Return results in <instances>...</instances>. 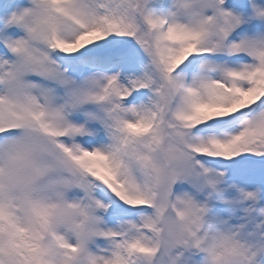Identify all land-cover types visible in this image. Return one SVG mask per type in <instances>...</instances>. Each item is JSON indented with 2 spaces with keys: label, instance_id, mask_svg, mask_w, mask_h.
Returning a JSON list of instances; mask_svg holds the SVG:
<instances>
[{
  "label": "snow or ice",
  "instance_id": "obj_1",
  "mask_svg": "<svg viewBox=\"0 0 264 264\" xmlns=\"http://www.w3.org/2000/svg\"><path fill=\"white\" fill-rule=\"evenodd\" d=\"M0 264H264V0H4Z\"/></svg>",
  "mask_w": 264,
  "mask_h": 264
},
{
  "label": "rangeland",
  "instance_id": "obj_2",
  "mask_svg": "<svg viewBox=\"0 0 264 264\" xmlns=\"http://www.w3.org/2000/svg\"><path fill=\"white\" fill-rule=\"evenodd\" d=\"M3 3V1H1V4Z\"/></svg>",
  "mask_w": 264,
  "mask_h": 264
}]
</instances>
